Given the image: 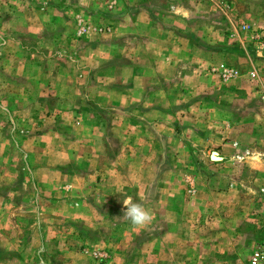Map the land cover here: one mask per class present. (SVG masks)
Segmentation results:
<instances>
[{"label":"rangeland","instance_id":"374dc122","mask_svg":"<svg viewBox=\"0 0 264 264\" xmlns=\"http://www.w3.org/2000/svg\"><path fill=\"white\" fill-rule=\"evenodd\" d=\"M262 206L264 0H0V264H251Z\"/></svg>","mask_w":264,"mask_h":264},{"label":"clouds","instance_id":"9594fccd","mask_svg":"<svg viewBox=\"0 0 264 264\" xmlns=\"http://www.w3.org/2000/svg\"><path fill=\"white\" fill-rule=\"evenodd\" d=\"M187 16V13H185ZM123 215L118 217V220L129 222L134 229H147L153 225L155 219L150 209L144 207L142 202H134L131 196L122 200Z\"/></svg>","mask_w":264,"mask_h":264},{"label":"built area","instance_id":"2783aa9c","mask_svg":"<svg viewBox=\"0 0 264 264\" xmlns=\"http://www.w3.org/2000/svg\"><path fill=\"white\" fill-rule=\"evenodd\" d=\"M257 217L261 220V230L264 235V206L258 211ZM251 264H264V237L259 240L250 257Z\"/></svg>","mask_w":264,"mask_h":264}]
</instances>
